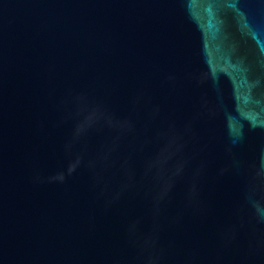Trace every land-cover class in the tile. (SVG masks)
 <instances>
[{"label": "water", "instance_id": "obj_1", "mask_svg": "<svg viewBox=\"0 0 264 264\" xmlns=\"http://www.w3.org/2000/svg\"><path fill=\"white\" fill-rule=\"evenodd\" d=\"M262 159L264 0H0V264H264Z\"/></svg>", "mask_w": 264, "mask_h": 264}, {"label": "clouds", "instance_id": "obj_2", "mask_svg": "<svg viewBox=\"0 0 264 264\" xmlns=\"http://www.w3.org/2000/svg\"><path fill=\"white\" fill-rule=\"evenodd\" d=\"M78 115L81 118L76 124L73 140L69 144L70 148L75 143H78L88 132L92 130H101L106 126H114L113 117L99 105L79 108ZM124 123L131 129L132 125L130 120ZM182 148L183 145L177 144L174 139L169 140L161 146L156 156L146 165L145 174H152L159 186V191L154 197L157 205L168 195L177 179L181 178L184 174L188 161L180 155ZM112 151H114V146L104 148L98 154L96 160L89 161V167L92 168L98 176L102 174L103 169L107 166ZM77 161H82V156H78ZM173 161L174 163H170ZM98 167L100 171L97 172L96 170ZM253 178L258 180L261 184H264V159L260 161L258 166H254ZM61 179H63V177H61ZM249 203L251 204L255 216L259 220L264 221V199L255 200L249 197ZM143 264H159V258L148 254L144 256Z\"/></svg>", "mask_w": 264, "mask_h": 264}]
</instances>
